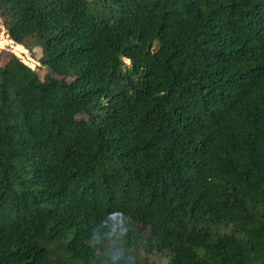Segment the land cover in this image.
<instances>
[{
	"label": "trees",
	"instance_id": "obj_1",
	"mask_svg": "<svg viewBox=\"0 0 264 264\" xmlns=\"http://www.w3.org/2000/svg\"><path fill=\"white\" fill-rule=\"evenodd\" d=\"M0 17V264H264V0Z\"/></svg>",
	"mask_w": 264,
	"mask_h": 264
},
{
	"label": "rangeland",
	"instance_id": "obj_2",
	"mask_svg": "<svg viewBox=\"0 0 264 264\" xmlns=\"http://www.w3.org/2000/svg\"><path fill=\"white\" fill-rule=\"evenodd\" d=\"M0 38L3 39V44L0 46V65H5V63L8 61V59L11 56H15L30 69L35 70L40 75V77L43 76L48 71L47 68L43 67L39 62V59L43 57V51L40 48H35L31 53L26 49L27 52L24 54L20 53L19 51H15L11 48V44L7 43L9 38L7 36L6 30L3 25V19L1 17H0ZM124 62L127 64L129 63L128 60H124ZM150 261H154L156 263L162 262V260L159 257H157V253L151 256Z\"/></svg>",
	"mask_w": 264,
	"mask_h": 264
},
{
	"label": "bare ground",
	"instance_id": "obj_3",
	"mask_svg": "<svg viewBox=\"0 0 264 264\" xmlns=\"http://www.w3.org/2000/svg\"><path fill=\"white\" fill-rule=\"evenodd\" d=\"M8 44H11V48L15 51H19L20 53L24 54L26 53V49L22 48L21 45L15 44L14 42H12L11 40H8L7 42ZM6 43V44H7ZM3 44V39L0 38V46ZM5 44V43H4ZM23 58V57H22ZM29 58V57H28ZM30 59V58H29Z\"/></svg>",
	"mask_w": 264,
	"mask_h": 264
},
{
	"label": "clouds",
	"instance_id": "obj_4",
	"mask_svg": "<svg viewBox=\"0 0 264 264\" xmlns=\"http://www.w3.org/2000/svg\"><path fill=\"white\" fill-rule=\"evenodd\" d=\"M119 214L118 213H113L111 216H109V220H114L116 219V217L118 216Z\"/></svg>",
	"mask_w": 264,
	"mask_h": 264
}]
</instances>
